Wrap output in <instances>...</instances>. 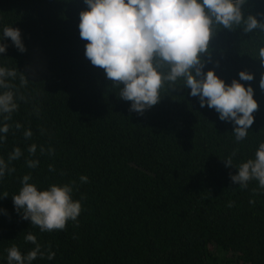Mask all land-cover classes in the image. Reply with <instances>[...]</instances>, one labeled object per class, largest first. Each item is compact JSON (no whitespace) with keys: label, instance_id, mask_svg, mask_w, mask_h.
<instances>
[{"label":"trees","instance_id":"trees-1","mask_svg":"<svg viewBox=\"0 0 264 264\" xmlns=\"http://www.w3.org/2000/svg\"><path fill=\"white\" fill-rule=\"evenodd\" d=\"M87 7L84 0H0V29L19 28L26 47L20 52L5 38L0 66L17 70V87L22 74L29 80L0 144L5 159L15 147L23 153L0 181V196L8 195L0 197V264H8L13 245L23 254L35 247L28 234L44 253L32 264H264V189L255 180L246 188L233 183L237 169L225 162L254 158L264 142V33L218 25L201 54L203 71L214 69L228 84L240 71L254 74L240 82L251 84L258 109L237 142L233 123L201 107L182 81L166 83L160 101L142 114L130 110L131 101L85 55L78 25ZM243 11L264 21V0H247ZM41 145L53 152L41 154ZM26 158H38V167L28 168ZM28 173L41 188L74 182L73 198L82 204L77 221L41 232L23 219L12 196Z\"/></svg>","mask_w":264,"mask_h":264},{"label":"clouds","instance_id":"clouds-1","mask_svg":"<svg viewBox=\"0 0 264 264\" xmlns=\"http://www.w3.org/2000/svg\"><path fill=\"white\" fill-rule=\"evenodd\" d=\"M84 3L88 7L79 14L78 27L80 37L87 41L85 55L119 87V97L131 101L130 110L142 114L160 101L166 83L176 88V83L182 81V87L190 88L189 94L198 97L201 107L214 108L221 121L233 123L235 141L248 136L258 102L251 84L246 87L240 81H252L254 74L240 71V79L228 84L214 69L203 71L205 61L201 55L209 51V41L218 25L225 29L242 27L246 33H264V21L253 14L245 15L243 6L247 0H84ZM5 38H10L20 52L26 51L21 30L4 26L0 29V54L8 47ZM258 58L264 64V46L259 48ZM16 78V69L0 66V144L10 130L8 121L18 111L19 102L26 99L20 88L29 80L22 74L17 87L12 82ZM259 84L264 89V74ZM14 126L23 127L19 122ZM32 135L30 128L23 132L25 139ZM45 151L51 154L53 149L41 145L40 153ZM36 152L37 145L33 143L28 153L35 156ZM22 155L21 148L15 147L7 159L0 156V181L15 172L12 161ZM25 162L32 169L40 163L38 158H26ZM225 162L237 169L230 177L233 183L246 188L249 181L255 180L264 189V142L258 145L254 158L238 166H233L231 157ZM49 170H53L52 165ZM31 180V173L25 174L18 193L12 196L14 208L22 212L23 219H30L41 232L63 230L69 220L77 221L82 204L73 198L74 182L41 188ZM87 180V176L80 177L82 183ZM25 239L35 247L27 254L15 245L8 248V264H32L38 255L43 257L37 237L28 234ZM53 256L49 252L47 258L51 260Z\"/></svg>","mask_w":264,"mask_h":264}]
</instances>
